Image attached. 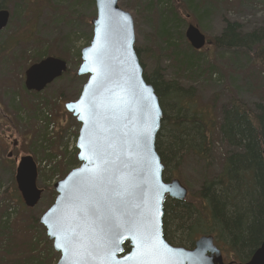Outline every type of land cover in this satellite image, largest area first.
<instances>
[{
    "label": "rangeland",
    "instance_id": "obj_1",
    "mask_svg": "<svg viewBox=\"0 0 264 264\" xmlns=\"http://www.w3.org/2000/svg\"><path fill=\"white\" fill-rule=\"evenodd\" d=\"M212 2L211 16L202 18L200 25L194 14L182 10V26L168 39L160 37V13L149 12L147 0H120L122 9L133 17L136 48L143 50L147 70L160 63L168 78L178 80L185 89H195L196 107L210 128L219 123L222 109L234 98L250 107L264 99V65L254 61L255 54L211 44L222 34L225 20L239 23L244 34H264V0ZM5 5L11 17L0 34V219L18 221V228L15 234L6 233V252H0V264H57L60 255L40 219L57 198L54 185L80 166L76 143L81 125L67 113L65 104L78 100L87 82V77L76 74L81 52L90 44L96 6L92 9L87 0H5ZM189 25L198 27L209 41L193 72L176 60L187 50ZM45 55L66 60L70 74L40 94L28 92L25 73ZM213 139L209 162L190 155L174 174L173 178L188 189L189 198L198 193L204 178L212 179L221 172L226 150L215 136ZM25 156H31L38 166L37 184L42 196L34 209L24 205L15 180V160ZM30 218L39 225L31 224ZM216 243L226 263L232 262L225 246L217 239Z\"/></svg>",
    "mask_w": 264,
    "mask_h": 264
},
{
    "label": "water",
    "instance_id": "obj_2",
    "mask_svg": "<svg viewBox=\"0 0 264 264\" xmlns=\"http://www.w3.org/2000/svg\"><path fill=\"white\" fill-rule=\"evenodd\" d=\"M119 2L95 0L93 36L81 52L78 71L88 81L80 98L65 105L81 125L77 142L80 167L55 185L56 201L40 223L60 254L57 264H140L141 260L225 264L213 236H203L192 250L173 247L164 238L165 203L167 199L185 201L188 190L179 180L164 181L165 166L156 150L163 111L155 89L144 78L133 17ZM9 21L10 12L1 10L0 34ZM185 36L195 51L207 45L206 35L194 25ZM67 71L66 61L47 57L26 71L25 88L42 93ZM148 131L150 135L143 134ZM16 161L18 190L25 206L34 209L42 196L37 165L31 156ZM100 168L106 172L98 180ZM93 208L95 214H90ZM114 234L119 237L118 249L109 258L110 249L105 245ZM153 238L158 251L142 249L141 240ZM90 241L97 245L92 255L83 247ZM126 244L130 247L127 254ZM241 264H264V243Z\"/></svg>",
    "mask_w": 264,
    "mask_h": 264
},
{
    "label": "trees",
    "instance_id": "obj_3",
    "mask_svg": "<svg viewBox=\"0 0 264 264\" xmlns=\"http://www.w3.org/2000/svg\"><path fill=\"white\" fill-rule=\"evenodd\" d=\"M212 1L147 0L148 11L160 13L158 33L165 38L181 28L182 10L188 9L200 25L202 18L213 12ZM87 2L93 9L95 0ZM5 9V0H0V11ZM91 39L92 34L88 40ZM211 42L215 48L250 56L254 53V61L264 65L262 32L244 34L239 23L225 20L222 34ZM137 53L144 78L155 89L163 111L156 150L165 166L164 180L173 179L190 155L209 162L214 136L226 150L221 172L212 179L204 178L195 196L183 202L168 199L165 203L166 241L173 246L192 248L200 237L214 235L218 244L228 250L232 262H248L264 242V99L250 107L234 98L222 109L219 123L210 128L196 107L195 89H185L178 80L168 78L160 63L148 71L143 50L137 49ZM176 58L188 72H193L201 56L187 44V50ZM4 220L0 219V252H6V233L15 234L18 228V221L10 223L6 217ZM29 222L39 225L31 218ZM34 242L30 244L29 254ZM124 249L125 253L130 251L128 245Z\"/></svg>",
    "mask_w": 264,
    "mask_h": 264
},
{
    "label": "snow or ice",
    "instance_id": "obj_4",
    "mask_svg": "<svg viewBox=\"0 0 264 264\" xmlns=\"http://www.w3.org/2000/svg\"><path fill=\"white\" fill-rule=\"evenodd\" d=\"M143 134H146V135H150V131L148 132H145ZM106 172V168H100L97 170V173H96V179H102L104 174ZM95 209H89V213L90 214H95ZM59 239V238H58ZM118 239L119 237L116 236L115 234L112 236V238L110 239L109 243L105 245L106 248H109V258L111 256V252L114 251V250H117L118 249ZM56 247L59 249L62 247V245L58 242L56 244ZM84 247V251L88 254V255H92V251L97 247V245L95 244L94 241H90V245L89 246H83ZM141 247L142 249H147L149 252H152V253H155L158 251V248H157V242H156V239L153 238V239H150L148 240L147 242H145L143 239L141 240ZM140 264H166L165 261L163 260H159V261H144V260H141L140 261Z\"/></svg>",
    "mask_w": 264,
    "mask_h": 264
}]
</instances>
